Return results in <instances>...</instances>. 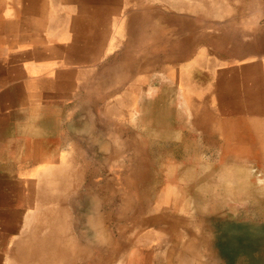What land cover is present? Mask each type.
I'll use <instances>...</instances> for the list:
<instances>
[{
  "label": "rangeland",
  "instance_id": "rangeland-1",
  "mask_svg": "<svg viewBox=\"0 0 264 264\" xmlns=\"http://www.w3.org/2000/svg\"><path fill=\"white\" fill-rule=\"evenodd\" d=\"M84 1L91 4L93 0H0V88L6 102H34L37 87L18 56L34 53L38 42L50 44L54 63L61 60L70 66L77 62L76 35L85 14L80 7ZM165 1L172 0H147L153 12L134 13V82L145 73L148 61L138 59L146 55L149 72L157 64L156 71L165 75L182 68L196 91L185 96L191 101L195 96L196 104H205L222 138L198 141L196 172H180L173 162L176 151L170 136L150 125L148 157L142 159L140 150L134 149L133 171L126 172L130 166L124 164V141L112 139L115 128L111 127L110 139L102 134L100 172H93L92 165H81L76 155L80 142L71 107L79 100L78 77L54 75L52 140L46 144L44 134H37L41 135L40 154L33 157L18 155L20 144L22 150L27 140H7V147L0 146V173L8 185L12 186L18 170L22 174L28 166L36 170L49 166L63 173L66 189L59 206L66 216L62 227L69 247L54 246L44 264H264V0H192L195 13L180 14L162 13ZM57 9L65 13L63 19L56 18ZM94 14L89 13L90 17ZM109 15L100 13L102 20ZM174 15L180 18L174 20ZM189 52L191 61L166 60L167 55ZM175 63L179 64L172 68ZM179 95L175 94L174 101ZM7 122L0 118V136L5 139L12 134L11 126L6 129ZM48 149L53 155L45 156ZM44 178L43 171L38 173L37 181ZM78 180L86 185L85 196L99 193L98 218L87 223L97 226L95 247L76 235L75 227L82 226L86 208L94 210L93 200L87 197L75 210ZM93 184L97 187L92 194ZM5 207L13 210V202ZM6 218L0 224L10 227V233L16 222ZM19 237L0 236V264H9L11 246ZM66 248L68 253L63 251Z\"/></svg>",
  "mask_w": 264,
  "mask_h": 264
},
{
  "label": "crops",
  "instance_id": "crops-1",
  "mask_svg": "<svg viewBox=\"0 0 264 264\" xmlns=\"http://www.w3.org/2000/svg\"><path fill=\"white\" fill-rule=\"evenodd\" d=\"M185 2L180 0L181 5L178 6L176 0L165 1L160 11L173 14L186 11L195 13L192 0ZM80 7L85 14L76 35L80 49L77 54V62L74 65L69 66L61 60L54 63L53 53L50 52L52 47L48 42H38L34 53L25 55L23 58L18 56L19 60L24 62L22 65L27 66V69L31 71V77L37 87L35 100L33 103L9 104L6 102L4 90L0 88V118H7L6 129L11 126L12 130V134L7 139L0 136V146L7 147V140L19 142L27 140L28 143L23 144L22 150L20 144L18 155L38 156L40 154L38 149V140L40 139L38 138L41 135L37 136V134L44 133L46 144L53 138V77L55 75L67 78L77 75V83L80 86L79 100L76 104H72L71 108H74V112L71 113V116L77 118L76 139L80 143L77 145L76 155L80 158L81 165H92L93 172H100L102 134H104L105 140L110 139L108 130L114 127L112 139L124 141L123 147L126 150L124 164L126 167L130 166L125 171H133L131 166L133 165V156L136 154L133 153V150H140V154H138L141 158L148 157L145 152L146 142L149 141V126L153 125L162 134L170 136L169 138L173 141V149L174 152L176 151L173 162L179 165L178 171L196 172L197 142H210L222 138V136L205 104H196L195 96L192 101L185 96L186 93L196 92L191 77L182 72V68L176 69L175 74H160L155 69V66H159L158 64L152 65V71L149 72L147 63L150 60L146 55L138 59L148 61L145 65V73H141L138 76L140 79L134 82L132 69L134 58L137 57L133 54V34L136 23L134 13L143 15L153 12L147 0H136V2L134 0H93L91 4L84 1ZM90 12L96 14L90 17ZM102 12L111 13V15L102 20L100 16ZM64 15L65 13L63 14L61 9H57V19H63ZM178 17L179 15H174L173 18L177 20ZM188 18L191 19V16L189 15ZM143 23L146 25V21ZM168 27L167 25L166 28ZM173 35L176 36V34ZM177 35L179 34L177 33ZM192 35L195 34L192 33ZM178 40L180 41V39ZM166 43L164 42V44ZM178 44L182 43L178 42ZM192 55L191 52L188 54L179 53L178 55H167L168 58H165L182 62L191 61ZM178 64L170 66L173 68ZM74 70H77V73H74ZM2 74L0 72V76ZM149 76L152 77V80L149 79ZM102 93H107V97H101ZM176 93L180 94L178 101L176 99L174 101ZM134 94L138 95L134 96ZM174 104H179V106L174 107ZM9 118L12 120L9 121ZM17 128L20 129L19 133L16 132ZM118 129L120 130L118 131ZM117 134H120L119 137ZM27 146H29L28 150ZM51 155L53 154L50 149L46 150L45 156ZM50 170L52 169L49 166H46L44 170H36L28 166V169L22 174L18 170V176L12 186L6 183L3 172L0 173V222H4L7 216L12 217V220L16 222L10 233L8 231L10 227L5 228L0 224V236H21L23 234L21 228L24 226L27 205L31 201L33 202L32 196L37 191V175L41 171L48 174ZM85 188L84 181L77 182L76 211L79 210L78 205L84 202ZM94 188L95 184L92 187V194L95 193ZM8 202H13V210L5 207L9 204ZM71 202L72 200L70 204ZM76 214L78 215V212ZM73 215L75 214L72 213ZM76 219L78 222L80 221V217H76ZM76 235L78 236L77 233Z\"/></svg>",
  "mask_w": 264,
  "mask_h": 264
},
{
  "label": "bare ground",
  "instance_id": "bare-ground-1",
  "mask_svg": "<svg viewBox=\"0 0 264 264\" xmlns=\"http://www.w3.org/2000/svg\"><path fill=\"white\" fill-rule=\"evenodd\" d=\"M30 1V0H29ZM49 1V0H48ZM161 1V0H160ZM177 1V0H176ZM177 1L176 3H178ZM39 3V2H38ZM169 3V2H168ZM51 5V4H50ZM49 5V6H50ZM58 6V5H56ZM52 7V6H51ZM54 7V6H53ZM127 7V6H126ZM177 8V7H176ZM60 11V10H59ZM54 12V11H53ZM48 18V17H47ZM53 19V18H52ZM12 21V20H11ZM14 21V20H13ZM12 21V22H13ZM9 22V21H7ZM180 22V21H179ZM15 23V22H14ZM5 24L6 21H5ZM9 27V26H8ZM7 27V28H8ZM23 27V26H22ZM24 28V27H23ZM5 29V25H4ZM65 32V31H64ZM188 35L192 36L191 33ZM47 52V50H45ZM1 53V52H0ZM196 55V54H195ZM258 55V54H257ZM216 60V59H215ZM228 60V59H227ZM211 63V62H210ZM220 63V62H219ZM232 67V66H231ZM170 68V67H169ZM203 69V68H202ZM255 69V68H254ZM243 70V69H242ZM251 70V69H250ZM248 71V70H246ZM238 72V71H237ZM256 72V71H255ZM258 72V71H257ZM254 73V71H252ZM255 74V73H254ZM234 76V75H233ZM231 76V78L233 77ZM237 76V75H236ZM252 77V76H251ZM165 77L163 76V79ZM174 78V76H173ZM259 78V76H258ZM100 80V79H99ZM167 80V79H166ZM175 80V79H174ZM235 80V79H234ZM243 80V79H242ZM241 80V81H242ZM254 80V79H253ZM131 81V80H130ZM237 81V78H236ZM235 81V82H236ZM259 81V79H258ZM257 81V82H258ZM176 82V81H175ZM243 82V81H242ZM251 82V81H250ZM256 82V81H255ZM254 82V83H255ZM256 82V83H257ZM171 83V81H170ZM173 83V81H172ZM177 83V82H176ZM181 83V82H180ZM253 83V82H252ZM251 83L250 86H253ZM259 83V82H258ZM38 84V82H37ZM40 84V83H39ZM130 84V83H129ZM244 84V83H243ZM247 84V83H246ZM176 85V84H175ZM228 86V85H226ZM245 85H243L244 87ZM261 86V85H260ZM230 87V86H229ZM242 87V88H243ZM257 87V86H256ZM264 86H261V89ZM129 88V87H128ZM132 88V86H131ZM225 89V88H224ZM251 89V88H250ZM258 89V88H257ZM235 90V89H234ZM244 90V89H243ZM249 90V89H248ZM131 91V90H130ZM76 92V91H75ZM237 92V91H236ZM246 92V91H245ZM241 93V90H240ZM41 94V92H40ZM120 95V94H119ZM133 95V94H132ZM41 96V95H40ZM262 96V94H261ZM122 97V96H121ZM231 97V96H230ZM249 97V96H248ZM47 98V97H46ZM228 98V97H227ZM234 98V97H233ZM238 98V97H237ZM263 98V97H262ZM112 99V98H111ZM132 99V98H131ZM240 99V98H239ZM242 100V99H241ZM29 101V100H27ZM134 101V100H133ZM229 101V100H227ZM109 102V101H108ZM127 103V102H126ZM228 103V102H227ZM129 104V102H128ZM192 105V104H191ZM193 106V105H192ZM121 110V108H120ZM162 110V108H161ZM192 110V109H191ZM111 112V111H110ZM123 113V112H122ZM121 113V114H122ZM240 113V112H239ZM115 115V114H114ZM123 115V114H122ZM110 116V115H109ZM114 117V116H113ZM119 117V116H118ZM123 117V116H120ZM163 121V120H162ZM37 126V123H36ZM43 128V126H41ZM35 128V127H34ZM37 130V128H35ZM40 129V128H38ZM45 130V129H44ZM43 132V130H41ZM38 133V132H37ZM54 133V132H53ZM173 133V132H172ZM44 134V133H43ZM46 135V134H45ZM48 135V134H47ZM131 135V134H130ZM133 135V134H132ZM51 136V135H50ZM259 137V136H257ZM260 138V137H259ZM258 138V139H259ZM103 145V143H100V146ZM196 146V145H195ZM33 155V154H32ZM130 157V156H129ZM117 161V160H116ZM134 161V160H133ZM66 163V162H65ZM53 164V163H52ZM60 165V164H58ZM62 165V164H61ZM116 165V164H115ZM68 167V165H67ZM66 167V168H67ZM104 170V169H103ZM111 171V170H110ZM115 173V172H114ZM43 175L45 178L41 181H37V191L34 192V195L32 198L34 199L33 202L31 201L27 205V212L25 214V218L23 221V227L21 228L23 234L19 239L15 241V243L11 246V250L9 252L10 254V260L8 261L9 264H44L42 261L47 260L48 261V255L50 250H54V246L58 248H63L64 245L66 247H69L68 244V238L65 237L64 234V227H62V221L65 219V213L64 210L59 206V202H62V197L64 190L66 189V183L63 182V173L61 171L54 172L53 170H50L48 174L43 172ZM50 175V177H49ZM77 175V174H76ZM133 175V174H132ZM78 177V175H77ZM80 178V177H79ZM70 179V178H69ZM82 180V178H80ZM112 179V178H111ZM133 179V178H132ZM111 181V180H110ZM135 181V180H134ZM14 182V181H13ZM18 182V181H17ZM35 182V181H34ZM79 182V181H77ZM128 182V181H127ZM26 183V182H25ZM73 183V182H72ZM14 184V183H13ZM80 184V183H79ZM111 185V184H110ZM18 186V185H17ZM104 186V185H103ZM116 186V185H115ZM76 187V184H75ZM97 187V186H96ZM95 187V188H96ZM111 187V186H110ZM125 187V186H124ZM152 187V186H151ZM103 188V187H102ZM15 189V188H14ZM87 190V189H86ZM11 193V192H10ZM15 193V192H14ZM28 193V192H27ZM150 193V192H149ZM1 194V193H0ZM77 194V193H76ZM22 195V194H20ZM28 195V194H27ZM158 195V194H157ZM15 196V195H14ZM94 196V197H93ZM2 197V195H1ZM87 198L93 200V206L94 210L89 212L86 208V217H81L82 220V226L75 227V230L77 231V234L79 238L84 242V244H88L89 246H94L92 242H96L95 237L98 235L97 232V226L91 227L88 226V220L93 218H98L96 215L98 213L97 211V205L99 203V193H96L92 195V198L90 196H84V200ZM6 198V197H5ZM76 198V195L73 197ZM104 199V198H103ZM82 200V199H81ZM74 201V200H73ZM91 201V200H89ZM102 202V201H101ZM9 203V202H8ZM25 203V202H24ZM88 203V202H87ZM131 202L127 203L128 206ZM73 204V203H72ZM111 204V203H110ZM126 204V205H127ZM155 207V206H154ZM4 209V208H3ZM76 210V209H75ZM90 210V209H89ZM1 211V210H0ZM17 211V210H16ZM30 211V212H29ZM77 213V212H76ZM75 214V213H74ZM15 215V214H14ZM77 215V214H76ZM13 216V215H12ZM178 216V215H177ZM1 218V217H0ZM131 218V217H130ZM152 218V217H151ZM173 218V217H172ZM14 219V218H13ZM105 219V218H104ZM3 220V219H2ZM95 220V219H94ZM132 220V219H131ZM142 220V217H141ZM174 220V219H173ZM179 222V221H178ZM102 223V222H101ZM125 223V222H124ZM10 224V223H9ZM8 225V224H7ZM116 226V225H115ZM141 226V225H140ZM174 226V225H173ZM132 227V226H131ZM136 227V226H135ZM125 228V227H124ZM66 229V228H65ZM118 229V228H117ZM67 230V229H66ZM83 230H85V234L83 236ZM120 230V229H119ZM115 231V230H114ZM16 233V232H15ZM3 234V233H2ZM93 236V240L89 241V237ZM9 237V236H8ZM85 237V238H84ZM87 237V238H86ZM130 240V239H129ZM67 242V243H66ZM58 243V244H57ZM64 243V244H63ZM108 243V242H107ZM5 244V242H4ZM129 244V243H128ZM61 245V246H60ZM128 246V245H127ZM28 248V252L24 253L25 248ZM98 246H96L97 248ZM99 248V247H98ZM98 248L96 250H98ZM108 248V247H105ZM176 248V247H174ZM95 249V248H94ZM103 250V249H102ZM173 250V249H172ZM6 251V250H5ZM62 252V250H60ZM64 252L68 253V249H64ZM78 250L76 249V252ZM100 251V250H99ZM98 251V252H99ZM121 251V250H120ZM179 251V250H178ZM107 252V251H106ZM67 253H64L67 257ZM89 253V252H88ZM109 254V252H107ZM72 254V252L70 253ZM91 254V253H90ZM103 254V253H102ZM107 254V255H108ZM115 254V253H114ZM87 255V254H86ZM4 256V254H3ZM80 256V255H79ZM78 256V257H79ZM115 256V255H114ZM102 257V256H101ZM106 257V256H105ZM95 258V257H94ZM98 258V257H97ZM117 258V257H116ZM121 258V257H120ZM67 259V258H66ZM73 259V258H72ZM82 259V258H81ZM80 258H77L78 261L81 260ZM86 259V258H85ZM105 259V258H104ZM107 259V258H106ZM2 260V259H1ZM5 260V259H3ZM76 260V261H77ZM99 260V259H98ZM77 261V262H78ZM93 261V260H91ZM101 261V258L100 260ZM106 261V260H105ZM3 262V261H2ZM102 262V261H101ZM54 263V262H53ZM68 263V262H67ZM77 264V263H76ZM94 264V263H93ZM107 264V263H106ZM112 264V263H111Z\"/></svg>",
  "mask_w": 264,
  "mask_h": 264
}]
</instances>
